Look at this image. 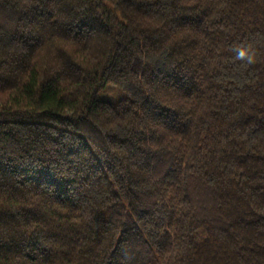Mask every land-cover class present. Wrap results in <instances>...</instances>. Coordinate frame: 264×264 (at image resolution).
Listing matches in <instances>:
<instances>
[{
  "label": "trees",
  "instance_id": "1",
  "mask_svg": "<svg viewBox=\"0 0 264 264\" xmlns=\"http://www.w3.org/2000/svg\"><path fill=\"white\" fill-rule=\"evenodd\" d=\"M0 264H264V0H0Z\"/></svg>",
  "mask_w": 264,
  "mask_h": 264
},
{
  "label": "rangeland",
  "instance_id": "2",
  "mask_svg": "<svg viewBox=\"0 0 264 264\" xmlns=\"http://www.w3.org/2000/svg\"><path fill=\"white\" fill-rule=\"evenodd\" d=\"M123 95L124 93L121 91L119 92L115 87L108 86L100 93L99 98L109 102H116L123 98Z\"/></svg>",
  "mask_w": 264,
  "mask_h": 264
}]
</instances>
